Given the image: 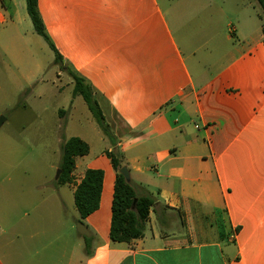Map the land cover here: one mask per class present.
<instances>
[{
  "label": "crops",
  "instance_id": "crops-1",
  "mask_svg": "<svg viewBox=\"0 0 264 264\" xmlns=\"http://www.w3.org/2000/svg\"><path fill=\"white\" fill-rule=\"evenodd\" d=\"M5 1L16 17L18 0ZM37 5L61 63L89 83L131 184L154 204L142 237L111 241V146L90 158L87 143L71 182H38L23 194L37 203L31 218L1 225L0 264H264V33L255 0ZM0 9V50L17 60L19 24ZM87 169L103 171L102 189L98 209L79 221L73 196ZM78 223L89 236L75 233Z\"/></svg>",
  "mask_w": 264,
  "mask_h": 264
},
{
  "label": "rangeland",
  "instance_id": "rangeland-1",
  "mask_svg": "<svg viewBox=\"0 0 264 264\" xmlns=\"http://www.w3.org/2000/svg\"><path fill=\"white\" fill-rule=\"evenodd\" d=\"M0 2L11 15V18L7 17L8 22H18V32L22 35L19 43L24 47L21 53H17V60L10 52L0 50L1 230V225L7 226L20 217L24 220L32 217L31 211L37 201L32 198L24 200L22 196L28 189L32 192L33 185L38 182L46 187L58 185L56 172L65 140L71 136L84 140L91 147L87 156L90 158L101 154L110 143L97 127L82 98L72 96L66 67L62 63H52L54 53L34 32L25 0L16 2V17L7 1ZM3 27L0 26L1 46L6 45ZM98 133L108 142L99 141ZM47 180L50 183L46 184ZM63 196L67 204L63 218L71 221L73 200L67 192ZM74 231L76 233V227Z\"/></svg>",
  "mask_w": 264,
  "mask_h": 264
},
{
  "label": "trees",
  "instance_id": "trees-1",
  "mask_svg": "<svg viewBox=\"0 0 264 264\" xmlns=\"http://www.w3.org/2000/svg\"><path fill=\"white\" fill-rule=\"evenodd\" d=\"M255 2L259 11L258 17L261 21L262 33H264V0H255ZM25 9L34 32L47 43L54 53L53 63H61L62 57L53 45L39 14L37 0H25ZM68 75L73 83L72 96L82 98L97 127L111 146V150L105 152L115 172L109 238L113 242L130 243L142 237L149 209L153 206L154 199L148 194L138 195L131 182L127 183L119 173V170L125 166L123 155L116 146V142L103 118L89 83L83 77L70 70H68ZM88 151V144L79 137H70L64 141L61 146V159L58 165L60 175L57 179V184H65L72 181L71 176L75 169V159L87 155ZM102 181V170L87 169L82 179L75 186L73 197L79 221L98 209ZM134 200L136 202L133 206ZM85 239L88 240L87 238ZM85 254L89 255L88 247L86 246Z\"/></svg>",
  "mask_w": 264,
  "mask_h": 264
},
{
  "label": "water",
  "instance_id": "water-1",
  "mask_svg": "<svg viewBox=\"0 0 264 264\" xmlns=\"http://www.w3.org/2000/svg\"><path fill=\"white\" fill-rule=\"evenodd\" d=\"M1 120H0V126H1ZM119 173L124 177V180L127 182V183H130V174H129V171L127 169L126 166H123L120 170H119ZM60 175V170L58 169L57 172H56V179H58ZM135 200L133 202V206L135 204ZM76 229L77 231L81 234V235H84V236H89V232L87 231V229L83 226V224L81 223H78L76 225Z\"/></svg>",
  "mask_w": 264,
  "mask_h": 264
}]
</instances>
